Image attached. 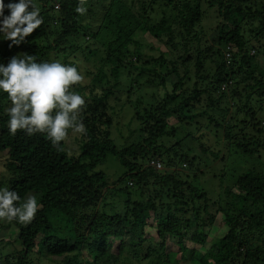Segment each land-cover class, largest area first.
Masks as SVG:
<instances>
[{
  "label": "trees",
  "instance_id": "1",
  "mask_svg": "<svg viewBox=\"0 0 264 264\" xmlns=\"http://www.w3.org/2000/svg\"><path fill=\"white\" fill-rule=\"evenodd\" d=\"M33 3L41 25L19 45L0 39V63L28 54L81 73L82 52L96 69H85L89 82L70 86L85 100L78 119L86 131L79 133L75 156L66 136L54 147L45 133H10L4 111L9 102L0 94L7 172L0 187L16 191L19 202L35 195L39 205L31 222L8 221L16 238L0 242V264H264V161L234 175L219 199L198 185L206 172L192 173L208 165L207 157L222 155L207 147L205 132L195 136L209 127L199 117L225 130L227 143L238 127L251 128L227 145L228 154L262 157L264 67L258 60L264 57V0ZM77 4L86 11L77 13ZM207 10L217 20L212 36L201 26ZM141 33L155 43L140 42ZM206 97L210 103L203 106ZM231 105L235 114L228 121L223 113ZM127 107L130 133L121 127ZM181 130L188 134L178 140ZM188 138L200 150L185 149ZM111 157L124 169L117 178L97 170ZM220 214L224 230L210 241L208 231Z\"/></svg>",
  "mask_w": 264,
  "mask_h": 264
},
{
  "label": "clouds",
  "instance_id": "2",
  "mask_svg": "<svg viewBox=\"0 0 264 264\" xmlns=\"http://www.w3.org/2000/svg\"><path fill=\"white\" fill-rule=\"evenodd\" d=\"M82 3V0H81ZM8 14H4V9ZM75 11L86 9L77 4ZM33 0H0V39L19 45L37 29L43 18ZM226 54L227 60L229 59ZM83 79L77 67L57 60L39 61L33 55L13 56L7 64L0 63V94L7 95V128L12 134L22 130L28 135L45 133L55 147L64 140L68 129L86 131L78 113L84 98L70 86ZM17 192L0 187V220L29 223L39 205L35 195L22 202Z\"/></svg>",
  "mask_w": 264,
  "mask_h": 264
},
{
  "label": "rangeland",
  "instance_id": "3",
  "mask_svg": "<svg viewBox=\"0 0 264 264\" xmlns=\"http://www.w3.org/2000/svg\"><path fill=\"white\" fill-rule=\"evenodd\" d=\"M215 18V14L213 11L207 10L206 16L204 18V20L201 23V26L203 28V30L205 31V33L209 32V35L212 36L214 34V32H212V30H214L217 20L214 19ZM212 32V33H211ZM139 41L143 42V44H146L147 42L153 44L155 43V39H153L151 36L149 35H143L142 33L139 35ZM89 45L90 46H95V41L94 40H90L89 41ZM86 45H88V43L84 44L83 47L85 48ZM145 52L151 54H159L158 51H150L148 50V48L144 47ZM211 54V53H209ZM81 57V75L83 77V79L80 82H89V80L87 79V74L85 72L86 68H95V64L92 60H87V58L84 57V54L82 52H80L79 54ZM230 60L227 61V63H229ZM208 63V67L211 68L210 66H213L210 64V59H208L207 61ZM258 62L261 64V67H264V57L259 59ZM99 65V63H98ZM214 71V70H213ZM120 93V92H119ZM218 96V94H213V97L216 98ZM125 98V97H124ZM203 106H206L210 103V101L206 99L203 101ZM233 105H231V109L230 111L223 113V115H225L226 119L229 121L235 114V108H232ZM126 110V114L127 115H123L121 118V127H123V130H127L128 133H130L128 131V122L130 120V117L132 115L131 110L127 107L125 108ZM201 110V109H199ZM125 113V111L123 112V114ZM130 115V116H128ZM243 117V116H242ZM200 121H206V125H208L209 127L207 128H203V130H198L195 133V136L199 137V134L201 132H205L207 134V139H205L204 141L207 144V147L211 148V149H221L222 150V155L221 157L224 155L226 156L228 154L227 151V145H232L230 143L233 142H238L241 138V135L244 134H249L251 131V128H249L248 130H244L241 127H238V129H236L234 131V135L231 137L232 141H228L226 140V136H225V130H216V128L214 127L213 124L209 123V121L206 119V117L201 118L199 117ZM136 122L132 124V126H136ZM241 126V125H240ZM249 127V126H247ZM261 130L264 131V119H263V123L261 125ZM195 126H192V129H194ZM191 129V128H190ZM189 128L187 129L188 131H191ZM184 131L181 130L180 134L177 136L178 140L179 139H183L186 137V135L188 134V131ZM70 134V135H69ZM68 135H66L67 138V144H68V151H69V155L70 156H75L77 154L80 153V148H81V135L77 132H74L71 130V132ZM217 136V139H219V144L216 143L217 140H215V137ZM138 134H136V136H134L132 139L135 140L137 139ZM72 139L74 143H76L75 149L72 147V149L69 148V144H71L69 139ZM258 138H261L262 140H264V132L263 134L259 135ZM116 142L118 144L121 145V143L123 142V139L120 138L119 140H116ZM185 145V149H187L186 145H190L189 147H192L196 150H200L199 149V142L198 141H191L190 138H188L186 140V142L184 143ZM178 150H180V148H178ZM262 152V157L261 159L256 156L250 158L245 157V156H241L236 154V152H229L228 157L226 162L224 163L222 158L220 157L219 159H213L211 157H207V166H202L200 170H196V171H192L193 174H199L200 172H206V176H202L201 178H199L200 180H198V185L202 186V188L206 189L209 192V195L213 198V199H219V193L221 191H224L226 187L231 186L232 181H233V176L237 175L239 173H241V171H243L244 168H246L247 166H263V161H264V150H261ZM206 156V155H204ZM205 159V161H206ZM5 162H6V152L1 153L0 152V179L2 180V182H4L5 177L7 176V172L5 170ZM184 166V165H183ZM164 167V165H163ZM166 168V167H165ZM177 168H173V170H176ZM226 171V175L225 177L221 178V176L219 175V173L222 172V170ZM97 170H102L104 171L109 177H113V178H117L118 176H121L124 173V169L123 167L120 165V163L114 159V158H109L107 160L106 163H104L103 165H101L100 167L97 168ZM219 176H216V175ZM0 180V181H1ZM223 203V202H222ZM217 209V206L214 208ZM213 210V209H211ZM220 216H222L221 214L218 215V219H216L214 227H212L211 230L208 231V233L210 234V241L212 240H216L219 237H221V231L224 230L222 226V221L220 220ZM0 242H8L9 240H13L16 238V232L17 229L14 226H9L8 225V220H0ZM4 244V243H3ZM3 246V245H2ZM4 247V246H3ZM1 257V256H0ZM48 264H52L51 262H48Z\"/></svg>",
  "mask_w": 264,
  "mask_h": 264
},
{
  "label": "built area",
  "instance_id": "4",
  "mask_svg": "<svg viewBox=\"0 0 264 264\" xmlns=\"http://www.w3.org/2000/svg\"><path fill=\"white\" fill-rule=\"evenodd\" d=\"M227 56H228V58H230V53L227 54ZM151 164L154 165L158 169L163 168V166H162V164L160 162L152 161Z\"/></svg>",
  "mask_w": 264,
  "mask_h": 264
}]
</instances>
